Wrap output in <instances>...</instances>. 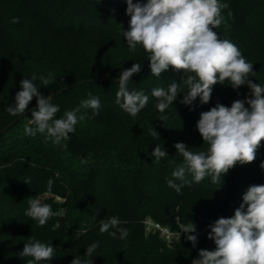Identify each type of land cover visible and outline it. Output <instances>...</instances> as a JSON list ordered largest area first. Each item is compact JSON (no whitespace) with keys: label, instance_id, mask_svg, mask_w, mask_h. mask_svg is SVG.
<instances>
[{"label":"trees","instance_id":"obj_1","mask_svg":"<svg viewBox=\"0 0 264 264\" xmlns=\"http://www.w3.org/2000/svg\"><path fill=\"white\" fill-rule=\"evenodd\" d=\"M220 2L229 8L221 10L224 22L213 31L238 46L253 64L256 74L249 79L264 87V0ZM126 9V2L113 1L0 0V131L17 118L6 108L15 106L21 81L33 75L45 97L74 86L52 97L60 109L55 118L91 97L100 101L96 115L81 109L78 116L85 114V119L60 144L46 133H25L26 126L36 127L28 124L32 111L0 136V264H27L32 258L19 253L29 240L55 248L52 260L33 264H70L77 256L82 264H192L200 250H208L202 230L221 217H233L247 189L264 185L262 141L254 162L237 164L222 175L221 185L206 176L200 183L184 184L180 193L168 186L172 172L184 163L176 143H185L194 153L209 147L196 127L200 114L217 103L230 107L238 99L252 98L251 90L247 85L233 89L226 80L213 86L209 103L201 104L198 97L185 105L180 102L187 91L183 72L169 67L157 77L148 65L128 85L148 95V103L130 116L116 103L117 80L134 63L142 68L149 54L140 45L129 51L122 32L129 28ZM14 18L19 22L13 23ZM40 77L49 78L50 84L43 86ZM173 82L185 92L160 113L151 91L166 90ZM34 107L35 97L26 111ZM154 130L159 137L151 134ZM157 144L168 152L158 161L150 155ZM186 179L193 181V176L186 173ZM29 198L62 215L40 226L25 214ZM111 217L128 229L124 240L119 234L113 238L100 233L101 221ZM148 218L174 231L193 223L196 232L188 235H197V244L194 247L183 233L178 244L168 246L158 234L146 233ZM93 243L99 246L88 257L86 248Z\"/></svg>","mask_w":264,"mask_h":264},{"label":"clouds","instance_id":"obj_2","mask_svg":"<svg viewBox=\"0 0 264 264\" xmlns=\"http://www.w3.org/2000/svg\"><path fill=\"white\" fill-rule=\"evenodd\" d=\"M126 4L130 21L128 30L122 32L129 51L135 52L137 45L142 46L149 54V68L154 76L160 77L169 67L182 71V83L187 91L181 103L191 105L198 97L201 104L209 103L213 86L224 84L226 80L233 89L247 85L251 90L252 98L238 99L230 107L217 103L200 114L196 127L203 143L209 146L206 152L194 153L183 142L174 145L184 163L172 172L173 179L167 180L170 188L180 193L184 184L200 183L206 176H211L213 184L221 185L222 175L237 164L254 162L256 152L264 141V87L249 79L256 73L253 64L246 61L238 46L227 39H220L213 31L224 22L221 10L229 8V5L220 0H146V3L126 0ZM228 15L230 17L232 13ZM12 22L18 23V18ZM228 27L225 24V30ZM140 70V63L125 68L120 74L119 90L116 92V103L132 117L144 109L149 100L143 91L128 87L130 78ZM36 79V75L23 79L22 90L14 98L15 106L6 108L10 115L18 117L36 98L37 110L32 111L28 120L29 125L36 127L26 126L27 135L46 133L54 144H60L75 131L78 121L85 119V114L78 116L81 109H92L93 115L98 114L99 98L89 94L91 98L82 101L77 108L65 111L62 118H55L59 106L52 103L51 96L45 97L40 93L33 83ZM40 80L43 86L51 82L45 77H40ZM181 92H185L181 85L173 82L166 90L159 87L152 89L151 95L158 101L156 108L163 113ZM151 134L159 137L156 130ZM150 155L158 161L168 152L157 144ZM261 168H264V162ZM186 173L193 176V181L186 179ZM176 180L182 183L177 184ZM25 183L28 184L27 181ZM52 183L50 179L49 192ZM242 200L233 217H221L210 226L208 238L214 241L215 250H200L199 259H194L192 264H264V185L250 186ZM28 204L26 216L36 220L40 226H44L51 217L62 215L61 211L53 212L51 206L42 204L40 199L29 198ZM120 224V219L111 217L101 221L99 231L101 234L109 233L113 238L119 234L118 238L124 240L129 231ZM182 232L195 247L197 235H188L196 232L195 225L184 226ZM176 238L180 239V233H176ZM98 246V243L88 246L85 255L92 257ZM54 251L52 244L29 240L19 256L31 257L27 264H33V261L52 260ZM70 264H82V261L77 256ZM86 264H92V261Z\"/></svg>","mask_w":264,"mask_h":264},{"label":"built area","instance_id":"obj_3","mask_svg":"<svg viewBox=\"0 0 264 264\" xmlns=\"http://www.w3.org/2000/svg\"><path fill=\"white\" fill-rule=\"evenodd\" d=\"M145 230L147 234H158L170 247L178 244L183 236L182 228L178 231L171 230L169 227L163 226L160 223L148 218L144 221ZM211 225L206 226L201 234L207 241L208 250H215L214 241L208 238V233L211 231ZM176 233H180V239L176 238ZM171 234V235H170Z\"/></svg>","mask_w":264,"mask_h":264},{"label":"water","instance_id":"obj_4","mask_svg":"<svg viewBox=\"0 0 264 264\" xmlns=\"http://www.w3.org/2000/svg\"><path fill=\"white\" fill-rule=\"evenodd\" d=\"M96 1H98V2H104V3H107V2H110V1H113V2H126V0H96ZM149 63H150V59L148 60V61H146V63L143 65V67L141 68V70H140V72L144 69V68H146L148 65H149ZM140 72H138V73H136V74H134L131 78H130V80H133ZM93 81H98V82H100L101 80L100 79H98V80H93ZM86 81H82V82H80L78 85H82L83 83H85ZM89 82H91V81H89ZM117 82H119V80H117ZM74 86H68V87H66V88H63V89H60V90H58V91H56V92H54L52 95H51V97H54V96H57V95H60V94H62V93H64L65 91H68V90H70L71 88H73ZM37 107H34V108H31V109H29L28 111H26L25 113H23L21 116H18L16 119L14 118V120L11 122V123H9L3 130H1L0 131V136L3 134V133H5L9 128H11V127H15V125H16V123L18 122V121H20L21 119H23L28 113H30L31 111H33L34 109H36Z\"/></svg>","mask_w":264,"mask_h":264}]
</instances>
